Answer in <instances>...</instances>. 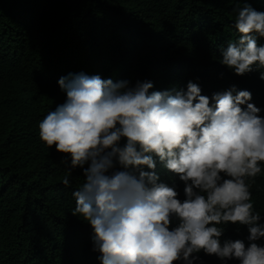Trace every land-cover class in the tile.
Segmentation results:
<instances>
[{"label":"clouds","instance_id":"clouds-1","mask_svg":"<svg viewBox=\"0 0 264 264\" xmlns=\"http://www.w3.org/2000/svg\"><path fill=\"white\" fill-rule=\"evenodd\" d=\"M234 27L240 35L220 48V62L264 80V11L245 4ZM58 84L66 99L39 122V137L70 154V172L83 169L72 214L91 225L101 264H197L201 251L221 264H264V215L253 204L264 173V109L251 91L233 85L209 97L192 80L152 90L149 79L83 71ZM158 163L184 183L183 199ZM62 183L69 187V177ZM229 223L246 226V240L222 239Z\"/></svg>","mask_w":264,"mask_h":264},{"label":"trees","instance_id":"trees-1","mask_svg":"<svg viewBox=\"0 0 264 264\" xmlns=\"http://www.w3.org/2000/svg\"><path fill=\"white\" fill-rule=\"evenodd\" d=\"M245 4L264 11V0H0V264H101L91 225L72 214L83 169L70 172V154L39 137V122L66 99L60 77L149 79L152 90L192 80L209 97L235 85L264 109L260 72L241 76L220 62V48L240 35L234 22ZM156 171L183 199L179 177L159 163ZM253 204L264 215V173ZM247 236L229 223L222 239ZM199 255L197 264H221Z\"/></svg>","mask_w":264,"mask_h":264}]
</instances>
